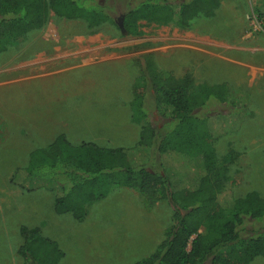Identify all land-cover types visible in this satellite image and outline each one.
Returning <instances> with one entry per match:
<instances>
[{"label": "rangeland", "instance_id": "1", "mask_svg": "<svg viewBox=\"0 0 264 264\" xmlns=\"http://www.w3.org/2000/svg\"><path fill=\"white\" fill-rule=\"evenodd\" d=\"M124 11L119 0L112 14L116 23L103 24L94 32L83 21L51 14L42 29L9 45L13 47L10 54L2 56L9 65L54 46H111L117 53V59L102 64L75 69L61 64L46 76L24 66L6 77L21 78L0 91L5 95V107L14 110L15 102L22 115L20 145H26L25 137L34 139L38 149L48 145L55 123L64 119L66 124L60 130L66 134L71 131L70 138L79 137L74 144L84 140L103 147H133L142 127L137 121V113H141L133 89L145 70L156 67L177 78L191 76L197 91L217 84L242 90V100L247 101L253 115L238 131L212 144L220 159L229 160L230 150L237 155L234 161L225 162L227 189L236 198L253 191L264 197V0H223L212 16L201 12L185 24L179 19L168 23L141 21L130 34L119 26ZM147 100L150 104V96ZM62 106L67 116H45L47 109L60 114ZM9 159H0V250L12 257L0 264L24 263L18 254L23 244L21 227L38 226L45 237L61 247L64 244L62 264H134L156 251L172 225L174 209L167 202L149 208L134 190L118 186L88 208L83 222L70 214L57 215L55 193L12 184L11 179L22 180L26 167L13 166ZM49 251L50 256L56 254L52 247ZM255 261L264 264V257Z\"/></svg>", "mask_w": 264, "mask_h": 264}, {"label": "trees", "instance_id": "2", "mask_svg": "<svg viewBox=\"0 0 264 264\" xmlns=\"http://www.w3.org/2000/svg\"><path fill=\"white\" fill-rule=\"evenodd\" d=\"M118 1L0 0V58L14 40L42 29L51 14L83 21L91 32L115 24L112 14ZM121 1L124 30L129 34L141 21L179 19L185 24L201 12L212 16L223 2ZM193 87L191 76L177 78L156 67L145 70L133 89L141 113L137 121L142 123L133 147L75 145L61 134L30 154L23 170L28 175L22 172V180L14 178L12 184L55 193V213L70 214L77 222H83L88 208L115 186L134 190L149 208L167 202L174 209L172 225L156 251L134 264L253 263L264 257V197L253 191L236 198L227 189L225 162L237 155L230 150L229 160L220 159L212 144L238 131L253 113L242 100V90L227 84L198 91ZM20 234L23 264H59L64 258L58 242L45 237L40 228L21 227ZM51 247L56 253L52 256Z\"/></svg>", "mask_w": 264, "mask_h": 264}, {"label": "crops", "instance_id": "3", "mask_svg": "<svg viewBox=\"0 0 264 264\" xmlns=\"http://www.w3.org/2000/svg\"><path fill=\"white\" fill-rule=\"evenodd\" d=\"M8 49L9 51H6L5 53H3L0 58V91H4L2 87L6 85L7 83H10L12 81H18L21 79L19 78V79L6 80L5 78L15 74L16 72L22 71L23 69L26 68L24 66H29L28 68L38 72L39 75L41 76H46L47 74L52 73L50 72V70H53L54 67L61 65V64H69L68 69H73V68L75 69L76 67H80V66L86 67V66H90L93 64H102L103 61L105 62L107 60L112 61V60L117 59L116 47L113 48V50L115 51H112L111 46H96V45L54 46L50 48L49 50L33 52V54L30 55L28 58L24 60L15 61L12 65L11 64L9 65L7 62L4 63L6 58L2 57L4 54H10L11 52L10 50H12L13 47H9ZM13 65L14 67H11ZM53 72L55 71L53 70ZM0 104H2V108L0 109V159H2V156H9L10 159H12L15 163L13 164V166H19L20 169L21 167L23 168L27 167L30 161V154L34 150L38 149L37 146L34 147V145H36L35 143L36 141L34 139H27V137H25L24 142L26 145L25 146L20 145L22 144L21 143V140H22L21 120H20L22 118V115L19 113V110L17 109L18 106H16V103L14 102L13 108H11L14 110H8L5 107V95H0ZM46 111H47V115L45 116H47V118L48 117L50 118L53 116H59V117L67 116V113H66L67 109L64 106L60 107L59 109L60 114L58 115L55 113V111L50 112V110L48 109ZM55 124L57 125L55 126L56 130L54 128V130L52 131L51 133L52 138H50L48 141L49 144L44 145L41 148H46L47 146L52 144L55 141L56 137L61 134H65L73 144L80 140V138L77 136H72L70 138L69 134H71V131L68 132L67 133L68 135H67L64 130L62 131L60 130V126H63L66 124V121L64 119H62L61 122L57 121ZM49 130H52V129L49 128ZM82 142H86V141L82 140ZM89 142H93V141H89ZM93 143H96V142H93ZM75 145H78V144H75ZM119 147H127V146L117 145V146H113L110 148H119ZM23 152L25 156H22ZM17 171L18 170H15V173ZM31 228H39V227L33 226ZM21 247L22 246H20L18 250V254H20ZM60 249L64 252V244L62 247L60 246ZM7 251H9L8 248H7ZM91 252L93 255L94 252L93 251ZM10 257H7V254L3 253L2 250H0V261L5 262V260H7V258H10ZM63 260L64 259L62 258L59 264H62ZM255 262L256 261H254L251 264H254ZM20 264H22V261H20Z\"/></svg>", "mask_w": 264, "mask_h": 264}, {"label": "water", "instance_id": "4", "mask_svg": "<svg viewBox=\"0 0 264 264\" xmlns=\"http://www.w3.org/2000/svg\"><path fill=\"white\" fill-rule=\"evenodd\" d=\"M119 26H120V28L123 30V31H125L124 30V25L121 23V24H119Z\"/></svg>", "mask_w": 264, "mask_h": 264}]
</instances>
